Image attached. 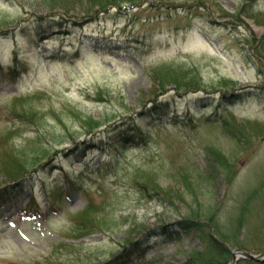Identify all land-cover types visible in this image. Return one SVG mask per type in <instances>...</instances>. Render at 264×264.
Segmentation results:
<instances>
[{
  "label": "rangeland",
  "instance_id": "374dc122",
  "mask_svg": "<svg viewBox=\"0 0 264 264\" xmlns=\"http://www.w3.org/2000/svg\"><path fill=\"white\" fill-rule=\"evenodd\" d=\"M98 1L0 0V264L262 251L264 0Z\"/></svg>",
  "mask_w": 264,
  "mask_h": 264
},
{
  "label": "trees",
  "instance_id": "16d2710c",
  "mask_svg": "<svg viewBox=\"0 0 264 264\" xmlns=\"http://www.w3.org/2000/svg\"><path fill=\"white\" fill-rule=\"evenodd\" d=\"M138 1L142 2V0H111L110 2H103V0H99L98 1V6H99L98 9L103 8L105 10L106 9L105 6L107 4H111L112 6H115V7H120L122 2L130 3L131 6H134V5L140 6L141 3H136ZM191 1L194 3L201 4V5L204 4V2H203L204 0H191ZM40 23L41 22H38L37 24H40ZM31 24H33V23H30V25ZM30 25L26 24V26L23 28V30L29 28ZM30 32H32L31 28H30ZM166 76H167V78H170V82L174 83V85H175L174 87L177 89V91L180 89H186L187 90L189 88H193L195 90L198 88V86H197L198 82L197 81L194 82L188 78L186 80L185 77L180 76V75H177L174 77V76L170 75L169 73H167ZM167 82H168V79H167ZM193 89H191V90H193ZM21 105H23V104H21ZM18 106L19 105H17V107ZM27 111L31 112L32 109H29ZM144 112L145 111H142L139 114L141 115ZM17 114L19 116H21V114L25 115L26 113L23 112L21 114H19V113H17ZM133 118L130 117L128 122H131V123L134 122L135 120L132 121ZM91 138L94 140V136H92ZM102 139H103V136L98 137V141L95 144H97ZM92 144H94V143H92ZM18 177H20V176H18ZM256 194H257L256 189H253L247 196H245L242 199V201L240 202L239 208H241L242 210L246 209V211H247L248 210L247 207L251 205L252 199ZM243 216H245V215L244 214L241 215V217H243ZM187 221L188 222L186 224V227L191 228L193 220H187ZM194 223L197 224V222H194ZM203 226H206L209 229L212 227L214 229V231L218 234V237H215V235L212 234V232H210L209 237H207V241H206L207 244L203 248V250L202 251H200V250L195 251L194 253H192L190 255L189 259L186 262H183L182 264H221L222 262L226 263L229 260L230 255H231L228 246L225 245L226 243L231 244V245L233 244V245L246 246L245 244L241 243V241H238L236 239H232L231 234L233 232H231V231H232L233 227H231L228 230L227 229L224 230L223 227L218 225L214 219L208 221V223H206V224H203ZM236 264H261V263L255 261V260H252V259H240L236 262Z\"/></svg>",
  "mask_w": 264,
  "mask_h": 264
},
{
  "label": "water",
  "instance_id": "95a60500",
  "mask_svg": "<svg viewBox=\"0 0 264 264\" xmlns=\"http://www.w3.org/2000/svg\"><path fill=\"white\" fill-rule=\"evenodd\" d=\"M239 258H248L264 262V249L260 252L254 253L252 251L236 247L232 250V257L228 264H234Z\"/></svg>",
  "mask_w": 264,
  "mask_h": 264
}]
</instances>
